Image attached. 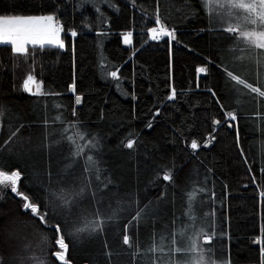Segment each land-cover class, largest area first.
Wrapping results in <instances>:
<instances>
[{
  "label": "trees",
  "instance_id": "obj_1",
  "mask_svg": "<svg viewBox=\"0 0 264 264\" xmlns=\"http://www.w3.org/2000/svg\"><path fill=\"white\" fill-rule=\"evenodd\" d=\"M157 10L162 22L175 29L176 41L150 39L148 29L157 26ZM9 12L24 15L55 12L63 24L65 41V49L45 46L41 50L29 46L28 56H14L8 46H0V105L5 108L0 141L6 138L8 109L31 124L21 129L19 135L24 138V149L31 147L32 151L25 152L18 146L14 150L18 154H5L0 161L3 170L22 172L21 191L39 201L43 209L44 171L47 168L56 173L61 169L67 162L68 151L66 143L47 154L39 150L43 140L39 121L44 118L45 108L49 118L54 111L63 112L67 120L82 121L83 128L102 138L98 156L101 181L110 177L113 182L106 193L130 204L133 211L149 201L155 206L162 186L168 183L156 176L172 169L179 187L174 190L169 185L164 200H159L157 211L161 219L156 223L159 230L161 223H166L173 214V205L164 201L174 192L175 210L179 212L181 189L186 186L189 173L196 169L199 179L209 177L208 187L214 186L216 193L215 202L206 200L196 208L198 218L215 209V217L208 216L207 223L214 220L216 260L230 258V264H262L261 245L254 240L262 238L264 228V197L260 196L264 192V175L260 171L264 150L257 153L258 145L264 149V134L241 118L242 156L235 127L228 128L223 123V112L208 89L214 90L225 109H229L232 97L226 89L223 71L217 66L229 41L207 30L208 9L202 8L200 0H135L134 5L132 0H89L82 5L80 0H0V13ZM72 29L77 31L76 37H71ZM128 31L133 33L131 45L123 42V34ZM204 66L208 68L207 74L198 73L197 69ZM112 71L118 72L119 80L110 75ZM29 74L42 82V90L60 95L33 97L21 91L20 83ZM73 81L76 93L83 97L75 116L74 95L70 91ZM173 87L177 98L169 101L166 97ZM36 100L48 103L37 105ZM53 102H60L61 107L54 109ZM251 109L252 105L246 106V111ZM157 110L160 114L153 119ZM213 118L221 120L216 126L214 143L192 155L188 145L192 139L202 143L213 133ZM148 122L152 123L151 129L145 127ZM128 139L135 140L132 149L123 146ZM78 169L79 164L73 171ZM96 183L93 181L94 186ZM1 195L0 256L4 264H18L12 257L23 254V243L39 239L37 225L27 223L35 218L22 211V202L15 193L7 189ZM40 229L54 233V229L43 225ZM9 232L15 234L13 238ZM140 233L144 239L143 226ZM106 236L110 248L118 246L119 240L107 230ZM54 250L48 249V259L59 264L51 255ZM103 252L100 242L85 243L75 249L69 243L68 259L72 264H107ZM119 264H130V258L121 256Z\"/></svg>",
  "mask_w": 264,
  "mask_h": 264
},
{
  "label": "snow or ice",
  "instance_id": "obj_2",
  "mask_svg": "<svg viewBox=\"0 0 264 264\" xmlns=\"http://www.w3.org/2000/svg\"><path fill=\"white\" fill-rule=\"evenodd\" d=\"M86 2L89 0H80L81 5ZM200 2L202 8L208 9L207 30L219 33L220 39L229 41V44L222 49L217 65L223 71L226 89L232 97L229 109H225V104L220 101L214 90L208 89V91L223 112L224 125L228 128L235 127L237 147L243 156L244 149L239 143L241 118L250 121L256 126V131L264 134V111H262L264 109V0H200ZM132 4H135V0H132ZM109 6L118 11L114 5ZM96 11L99 12L100 9L97 7ZM155 24L156 27L148 29L153 41L163 38H168L169 42L177 40L175 29L169 28L162 22L158 10ZM63 32V24L58 20L55 12L41 15L0 13V46H8L14 56H28L29 45L33 49L39 47L41 50H44L46 45L65 49L64 40L61 38ZM70 35L76 37L78 33L72 29ZM132 35L131 31L123 34L124 44H132ZM197 72L207 74L208 68L199 67ZM110 75L114 79H120L117 71H112ZM22 90L33 97L60 95L42 90V82H38L31 74L23 81ZM70 91L74 95L72 115L75 116L76 107L82 104L83 97L76 93L74 81ZM176 98L177 93L173 87L166 99L174 101ZM34 103L47 105L48 102L36 100ZM249 104L252 105V109L246 111V106ZM53 105L54 109L61 107L60 102H53ZM7 111V134L6 138L0 141V161L5 154H18L14 151L18 146L25 152L32 151L31 147L24 149V138L19 135L21 129L26 126L31 127V124H26L19 116L13 114L11 109ZM44 111V118L39 121L43 129V140L38 148L47 154L61 143H66L67 162L56 173L45 169L43 209L39 201H34L20 190L22 172L19 169L11 172L3 170L4 164L0 162V186H2L0 191L10 188L11 192L20 198L22 211L35 218L27 223L37 225L36 231L39 237L35 243H23L21 245L23 254L14 255L13 260L18 261V264H53L48 259V249L54 247L55 250L51 255L55 261L59 264H72L68 259L69 243L75 249L78 245L96 241L100 242L104 249L103 255L107 264H119L121 256L129 257L130 264H230V258L220 261L215 258L217 246L213 244V240L217 239V233L214 230V220L211 224L207 223L208 216L215 217V209L204 212L199 218L196 214L197 205H203L206 200L215 202L214 186L208 187L207 175L201 180L196 169L189 173L186 186L181 189L182 204L179 212L175 210L173 192L170 199L164 201L165 204L173 205V214L166 223L162 222L161 228L157 230V220L161 219L157 211L159 200H164L169 185L174 190L179 187L174 179L173 170L166 169L162 176L160 174L156 176V179L168 182L162 186L163 190L156 205L153 206V202L149 201L142 207L137 206L133 211L130 204L124 203L119 197L113 198L114 194L105 192L113 182L110 177L101 181L102 168L98 156L102 138L83 128L82 121L67 120L63 112L54 111L49 118L46 108ZM237 113L240 115L238 116ZM159 114L157 110L153 119ZM4 116L5 108L0 105V127H4L2 123ZM212 123L213 133L208 134L202 143L197 139L191 140L188 146L192 155H196L201 147L208 148L214 143L216 126L221 124V120L213 118ZM145 127L151 129L152 123L148 122ZM134 144V139H128L123 146L132 149ZM85 149L88 150L87 155ZM262 150L264 149L258 145L257 153L260 154ZM245 163H247L246 157ZM77 164H79L78 172L73 171ZM260 164V171L264 175V160H261ZM253 180L255 181V177ZM93 181L98 183L94 186ZM260 196L264 197V192H260ZM0 199H3L2 195ZM40 225L54 229V233L41 230ZM141 226L146 230L144 239L141 238ZM209 227L212 228L211 231L208 230ZM106 230L109 235L119 240L118 246L109 247ZM8 235L13 238L15 234L9 232ZM261 237L254 242L261 245L260 253L264 264V228L261 229ZM113 257L116 259L114 260ZM0 264H4L3 256H0Z\"/></svg>",
  "mask_w": 264,
  "mask_h": 264
},
{
  "label": "rangeland",
  "instance_id": "obj_3",
  "mask_svg": "<svg viewBox=\"0 0 264 264\" xmlns=\"http://www.w3.org/2000/svg\"><path fill=\"white\" fill-rule=\"evenodd\" d=\"M61 38L63 39L62 34H61ZM150 39H151V38H150ZM63 40H64V39H63ZM64 43H65V41H64ZM125 45H127V44H125ZM29 46H31V45H29ZM29 46H28V47H29ZM46 46H47V45H46ZM26 78H27V76L25 77V79H26ZM25 79H24V80H25ZM24 80H22V82L20 83L21 85L19 86V87H20L19 89H20L21 91H23V90H22V84H23V81H24ZM37 81H38V79H37ZM38 82H39V81H38ZM0 129H1V127H0ZM0 188H2V186H0ZM7 189H10V188H4V189H2V191H0V195L2 194V192H4V190H7Z\"/></svg>",
  "mask_w": 264,
  "mask_h": 264
},
{
  "label": "built area",
  "instance_id": "obj_4",
  "mask_svg": "<svg viewBox=\"0 0 264 264\" xmlns=\"http://www.w3.org/2000/svg\"><path fill=\"white\" fill-rule=\"evenodd\" d=\"M150 38H151V35H150ZM164 39V38H163ZM163 39H160V40H163ZM160 40H157V41H160Z\"/></svg>",
  "mask_w": 264,
  "mask_h": 264
}]
</instances>
